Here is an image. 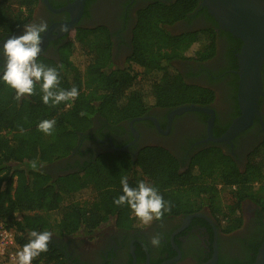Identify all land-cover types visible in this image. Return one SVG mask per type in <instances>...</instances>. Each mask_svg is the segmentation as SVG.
Listing matches in <instances>:
<instances>
[{
    "label": "trees",
    "instance_id": "1",
    "mask_svg": "<svg viewBox=\"0 0 264 264\" xmlns=\"http://www.w3.org/2000/svg\"><path fill=\"white\" fill-rule=\"evenodd\" d=\"M38 1L0 0V32L14 33L28 24ZM199 2L153 0L139 12L134 63L144 73L134 66L105 71L108 50L101 57L98 44L80 30L81 34L72 35L65 45L61 63L44 57L38 60L57 68L59 87L75 86L79 91L76 98L45 104L38 83L33 94L17 98L15 89L0 81V219L15 230L21 248L30 239L31 230L52 232L61 221L68 234L92 233L112 217L119 225L132 227L135 213L127 205L113 202L121 194L122 177L133 187L139 181L156 187L167 202L162 216L195 211L207 202L228 222L226 232L242 224L240 210L246 198L264 209V141L245 171L216 146L198 154L185 172L179 171L178 160L168 150L157 146L141 149L136 158L124 151L106 152L58 178L43 167L70 155L97 114L116 124L144 116L154 106L203 105L213 100V90L188 84L171 60L198 43L203 59L214 56V27L173 35L164 26L185 18ZM73 53L89 56L85 75L70 59ZM45 119L56 122L51 134L38 128ZM91 195L92 204L81 201ZM255 260L254 255L250 263ZM32 261L71 264L64 251L50 242L48 250Z\"/></svg>",
    "mask_w": 264,
    "mask_h": 264
},
{
    "label": "flooded vegetation",
    "instance_id": "2",
    "mask_svg": "<svg viewBox=\"0 0 264 264\" xmlns=\"http://www.w3.org/2000/svg\"><path fill=\"white\" fill-rule=\"evenodd\" d=\"M48 2L38 1L28 23L48 24L47 31L42 33L37 61L44 57L61 63L65 45L72 35L81 34L82 31L88 32L98 44L97 53L101 57L108 50L110 56L108 64L103 67L105 71L134 66L136 71L144 73L134 63V32L139 12L153 0H85L82 13L76 5L70 11H59L76 0ZM211 17L200 1L198 7L185 18L164 26L173 35L214 27V56L203 59L201 44L198 43L171 60L173 68L181 73L188 84L213 90V100L199 105L212 110L213 114L202 110L174 113L179 106H154L144 115L147 117L145 119L136 117L116 124L97 114L93 125L82 135L71 154L44 164L46 171L53 178H58L78 171L84 163L103 153L124 151L136 158L141 149L148 146L168 150L178 160L180 172L187 171L194 158L212 146L221 149L241 171H245L249 159L264 141V93L260 97L259 112L248 127L230 141H216L210 137L209 125L213 117L211 132L217 138L242 114L238 101L237 73L238 53L242 44L230 32L216 25ZM75 18L76 22L70 26L68 23ZM22 30L23 27L14 33L20 34ZM9 34L0 32V43ZM88 60L89 56L87 64ZM3 63L4 57L0 55V64ZM240 215V227L226 232L228 222L221 220L206 202L198 210L164 215L150 223H134L130 228L119 225L117 218L112 217L92 233L54 236L49 242L63 250L71 264H162L170 260L173 261L169 264H208L215 253L217 260L213 264H250L264 241V209L246 198L241 204ZM154 236L160 237L158 245L151 243Z\"/></svg>",
    "mask_w": 264,
    "mask_h": 264
},
{
    "label": "clouds",
    "instance_id": "3",
    "mask_svg": "<svg viewBox=\"0 0 264 264\" xmlns=\"http://www.w3.org/2000/svg\"><path fill=\"white\" fill-rule=\"evenodd\" d=\"M47 29L46 22L25 24L19 35H9L0 43V55L4 57V63L0 64V81L15 89L17 98L24 94H33L38 83L43 93V102L57 105L76 98L79 91L75 86L61 89L57 68L37 61L36 58L41 52L42 33ZM55 123V120L45 119L38 124V128L51 134ZM120 183L121 194L113 201L116 205H127L145 223L163 215L167 202L156 187L144 181H139L135 187L130 186L127 177H122ZM29 236L28 242L16 253L18 264H32L34 258L46 252L52 233L33 229ZM151 243L158 245L160 237L154 236Z\"/></svg>",
    "mask_w": 264,
    "mask_h": 264
},
{
    "label": "water",
    "instance_id": "4",
    "mask_svg": "<svg viewBox=\"0 0 264 264\" xmlns=\"http://www.w3.org/2000/svg\"><path fill=\"white\" fill-rule=\"evenodd\" d=\"M200 1L202 6L206 7L208 12L215 18L220 28L242 40V46L238 53L239 67L237 70L239 75L238 101L242 114L233 121L228 130L220 137H213L211 132L214 117L210 120L209 125L211 138L216 141H230L232 137L252 123L255 114L259 112L260 97L264 93V0ZM46 2L49 4L48 0ZM84 4L85 0H76L74 4L59 11H70L73 5H76L82 13ZM77 18L68 24L73 25ZM9 35L19 34L10 33ZM186 110L210 111L213 114L212 110L194 104L179 106L174 110V113H181ZM145 118L147 117L140 116L136 119ZM133 254L136 255L134 251ZM216 260L217 254L215 253L213 260L208 264H213ZM172 261H166L162 264H169ZM250 264H264V241L259 248L256 260Z\"/></svg>",
    "mask_w": 264,
    "mask_h": 264
},
{
    "label": "built area",
    "instance_id": "5",
    "mask_svg": "<svg viewBox=\"0 0 264 264\" xmlns=\"http://www.w3.org/2000/svg\"><path fill=\"white\" fill-rule=\"evenodd\" d=\"M20 249L15 230L8 228L0 219V264H18L16 253Z\"/></svg>",
    "mask_w": 264,
    "mask_h": 264
},
{
    "label": "rangeland",
    "instance_id": "6",
    "mask_svg": "<svg viewBox=\"0 0 264 264\" xmlns=\"http://www.w3.org/2000/svg\"><path fill=\"white\" fill-rule=\"evenodd\" d=\"M87 55L75 53L71 56V60L75 65L78 66L80 71L82 72L83 75L86 74L87 70ZM93 195L88 196L87 198H83L81 201H83L84 204H92L93 203ZM144 221H142L140 218L136 217L135 224L137 225H142ZM68 230L67 226L65 225L64 222H60L57 227L54 228V231H52V237L54 236H64L68 234L66 231Z\"/></svg>",
    "mask_w": 264,
    "mask_h": 264
}]
</instances>
